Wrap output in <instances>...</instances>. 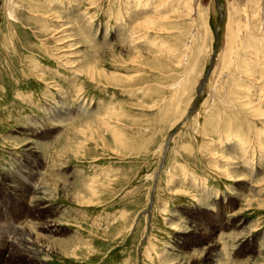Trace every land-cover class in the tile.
Wrapping results in <instances>:
<instances>
[{
  "label": "rangeland",
  "instance_id": "1",
  "mask_svg": "<svg viewBox=\"0 0 264 264\" xmlns=\"http://www.w3.org/2000/svg\"><path fill=\"white\" fill-rule=\"evenodd\" d=\"M263 3L0 0V264H264Z\"/></svg>",
  "mask_w": 264,
  "mask_h": 264
},
{
  "label": "bare ground",
  "instance_id": "2",
  "mask_svg": "<svg viewBox=\"0 0 264 264\" xmlns=\"http://www.w3.org/2000/svg\"><path fill=\"white\" fill-rule=\"evenodd\" d=\"M263 2H264V0H263ZM263 6H264V3H263ZM152 19V18H151ZM142 27L143 25H139V27ZM51 37V36H50ZM139 55V54H138ZM141 55V54H140ZM92 66V65H91ZM95 67V66H94ZM91 69H92V67H91ZM89 70H90V68H89ZM94 70L95 69H93V72H94ZM88 72V71H87ZM91 72V71H90ZM90 74V73H89ZM94 74H95V72H94ZM93 74V75H94ZM110 79H112V77H109ZM34 146V145H33ZM35 179V178H34ZM35 181V180H34ZM35 185V184H34ZM15 186V185H14ZM19 189V188H18ZM27 197V196H26ZM36 197V196H35ZM78 198H79V196H78ZM35 200V199H34ZM37 200V199H36ZM15 223H12L11 222V225H14ZM32 226V225H31ZM26 227V226H25ZM23 229V228H22ZM24 230V229H23ZM26 231V230H25ZM1 232V231H0ZM5 233V232H4ZM30 233V232H29ZM5 235V234H4ZM25 235H28V234H26L25 232L23 233V235H22V231H21V233H19L18 234V236L15 238V240H17V242H18V244L19 245H21L22 247H23V249H25L29 244H31L32 243V241L31 240H29V238L28 237H26ZM1 237H2V235H1ZM0 237V238H1ZM31 239V238H30ZM243 240V239H242ZM1 241H2V239H1ZM8 242L10 241V240H7ZM3 242V241H2ZM4 243V242H3ZM2 243V244H3ZM15 243V242H14ZM1 244V243H0ZM8 244V243H7ZM17 244V245H18ZM7 247V246H6ZM6 247H4V248H6ZM15 247H16V245H15ZM12 248V247H11ZM19 248V247H18ZM9 249V248H8ZM203 253V254H202ZM15 254V253H14ZM10 256H11V254H10ZM213 256L215 257V255H214V253H212V252H210V251H206V252H202L201 251V254H200V257H201V260H202V262H204V264H219V261L217 260V258L216 259H213ZM220 257V256H219ZM13 258V257H12ZM11 258V259H12ZM232 261V260H231Z\"/></svg>",
  "mask_w": 264,
  "mask_h": 264
}]
</instances>
